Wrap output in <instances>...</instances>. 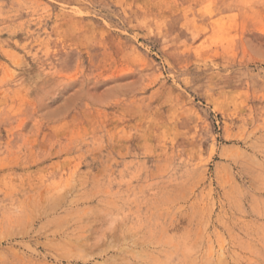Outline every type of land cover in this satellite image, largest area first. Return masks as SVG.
<instances>
[{
    "label": "rangeland",
    "instance_id": "rangeland-1",
    "mask_svg": "<svg viewBox=\"0 0 264 264\" xmlns=\"http://www.w3.org/2000/svg\"><path fill=\"white\" fill-rule=\"evenodd\" d=\"M0 264H264V0H0Z\"/></svg>",
    "mask_w": 264,
    "mask_h": 264
}]
</instances>
